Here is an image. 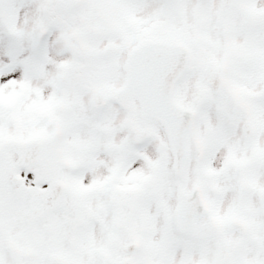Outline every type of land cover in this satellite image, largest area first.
I'll list each match as a JSON object with an SVG mask.
<instances>
[{"label": "snow or ice", "instance_id": "1", "mask_svg": "<svg viewBox=\"0 0 264 264\" xmlns=\"http://www.w3.org/2000/svg\"><path fill=\"white\" fill-rule=\"evenodd\" d=\"M0 264H264V0H0Z\"/></svg>", "mask_w": 264, "mask_h": 264}]
</instances>
